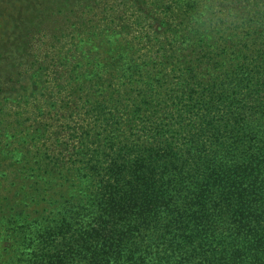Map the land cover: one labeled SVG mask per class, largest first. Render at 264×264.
I'll return each mask as SVG.
<instances>
[{
    "label": "trees",
    "instance_id": "1",
    "mask_svg": "<svg viewBox=\"0 0 264 264\" xmlns=\"http://www.w3.org/2000/svg\"><path fill=\"white\" fill-rule=\"evenodd\" d=\"M180 1L104 56L93 120L13 155L0 264H264V0Z\"/></svg>",
    "mask_w": 264,
    "mask_h": 264
},
{
    "label": "rangeland",
    "instance_id": "2",
    "mask_svg": "<svg viewBox=\"0 0 264 264\" xmlns=\"http://www.w3.org/2000/svg\"><path fill=\"white\" fill-rule=\"evenodd\" d=\"M179 1L0 0L1 192L18 168L13 155L25 146L32 154L35 127L41 125L50 139L51 131L93 120L88 94L101 101L124 79L106 74L110 81L98 82L104 56L129 46L127 57L144 61L161 37L157 23L168 19L161 6L177 10ZM197 2L195 10L205 16L225 9L222 0Z\"/></svg>",
    "mask_w": 264,
    "mask_h": 264
}]
</instances>
